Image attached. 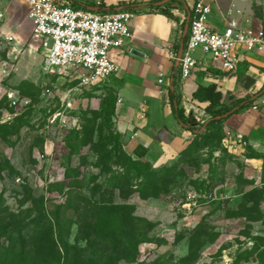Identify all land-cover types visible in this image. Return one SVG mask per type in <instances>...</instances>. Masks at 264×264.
Masks as SVG:
<instances>
[{"label": "rangeland", "instance_id": "obj_1", "mask_svg": "<svg viewBox=\"0 0 264 264\" xmlns=\"http://www.w3.org/2000/svg\"><path fill=\"white\" fill-rule=\"evenodd\" d=\"M11 1L14 9L8 10ZM21 1L0 0V9L5 12V20L0 23V230L18 222L24 227L33 219L39 220L40 212H58L74 244L86 235L81 229L86 219L84 207L90 200L83 196L93 201L106 198L115 204H135L136 216L157 223L150 233L152 242L139 246L140 262L264 264V223L248 220L264 218L261 208L259 213L252 207L257 203L262 207L264 202V155L255 154L250 147L230 150L223 139L226 131L234 128L220 121L176 163L160 168L166 175L161 181L141 182L142 176L157 177L145 164L147 160H135L128 137L132 127L118 117L114 86L110 83L94 91L75 86L71 105L61 107L62 95L76 83L71 76L45 80L44 50L38 49V42L32 38V24ZM11 22H20L22 28L20 33L19 28H10L17 36L14 43H8L7 31L3 32ZM241 81L233 82L243 85ZM219 87L224 93L215 110H226L227 116L218 120L228 117L242 102L249 109L248 104L261 96L235 91L230 83ZM12 90L18 91L17 106H10L6 99ZM179 95L184 108L183 96ZM169 102L166 98L165 103ZM57 108L65 111L55 117ZM196 110L188 114L197 115L203 123L212 118L209 112ZM74 124L79 128L72 130ZM6 125L15 132L4 138ZM256 189L259 191L253 196L248 193ZM140 192L158 197L142 198ZM17 236L22 237V232ZM185 239L188 248L192 241L193 254L188 256H183ZM81 244L86 243L81 240Z\"/></svg>", "mask_w": 264, "mask_h": 264}, {"label": "crops", "instance_id": "obj_2", "mask_svg": "<svg viewBox=\"0 0 264 264\" xmlns=\"http://www.w3.org/2000/svg\"><path fill=\"white\" fill-rule=\"evenodd\" d=\"M65 1L75 7L91 6L101 14L122 9L135 12L130 22L131 36L125 40L121 48L111 51V58L119 66L117 73L100 86L88 90H98L111 83L118 96L116 104L118 117L123 124H130L132 127L128 137L133 150L139 145L145 147L147 152L142 159L150 161L155 169L176 163L197 137L193 131L186 129L178 122L170 102L165 103V100L169 99V89L173 86L171 79L174 68L178 73L172 56L178 55L184 37L187 24L184 17L189 16L197 0H105L101 5L106 8L105 11L99 9L100 6L96 5L95 0ZM204 1L211 4L210 21L214 25L222 24L223 17H228L230 10L234 12L240 10L242 17H246L258 26H264V0ZM13 3L14 1L9 3L8 10L14 9ZM21 3L25 4L23 1ZM26 16L28 18L27 14ZM4 20L2 19L0 23ZM11 27L12 29L16 27L17 31L19 28L18 33H20L21 24L11 22L3 30V32L7 31L6 34H12L17 40V36L10 30ZM187 37L188 31L184 38V45ZM15 38L14 41H16ZM196 55L204 62L208 58L201 50H198ZM42 70L46 81L54 80V78L59 80L56 76L47 74L44 68ZM237 79L242 80L243 85L233 82ZM76 81V84L71 87L78 86ZM226 83L235 86V91L261 95L260 99H254L251 104V106L257 104V109H252L251 106L248 107L249 109H240L230 114L223 124H231L234 129L227 131L241 134L248 141L245 147L238 149L250 147L255 154L264 155V91L262 94L259 93L264 87V56L262 54H247L245 61L234 74H224L212 67H208L207 70L199 67L187 78L179 74L174 78V87L177 88L178 93L182 94L183 102L186 104L184 106L186 115L191 112V109L197 108L198 111L208 112L206 109L210 101H199L194 97L199 86L218 85L217 90L222 92L219 86ZM199 123L204 124L202 120ZM261 209L264 215V202ZM257 222L264 223V218L253 221V223ZM183 242L186 248L183 254L185 256L189 248L187 239Z\"/></svg>", "mask_w": 264, "mask_h": 264}, {"label": "built area", "instance_id": "obj_3", "mask_svg": "<svg viewBox=\"0 0 264 264\" xmlns=\"http://www.w3.org/2000/svg\"><path fill=\"white\" fill-rule=\"evenodd\" d=\"M22 1L32 24V38L38 42V49L44 50L43 68L47 74L65 80L71 76L70 80L78 81V87L91 89L117 73L119 66L111 58V51L121 48L131 36L130 22L135 16L133 10L101 14L91 6L75 7L65 0ZM104 1L95 0V3L101 6ZM211 13L210 3L197 0L189 16L184 17L188 23V37L181 55L172 56L178 62L177 74L183 78L191 76L199 67L203 70L212 67L224 74H234L247 54L260 53L264 56L263 25L258 26L242 17L240 10H230L228 17H223L222 24L214 25L210 21ZM4 17L5 13L0 9V21ZM5 39L12 43L14 36L5 34ZM198 50L208 57L205 62L196 55ZM3 73H7V69H3ZM73 90L74 87H69L64 93L61 107L71 105ZM47 92L50 90L47 89ZM7 96L10 106L18 105V91H8ZM251 107L257 109L258 105ZM64 111L57 108L53 114L58 117ZM196 119L201 121L197 116ZM63 125H66V120ZM73 128L78 129L79 125L74 124ZM226 135L223 142L230 150L248 144L241 134L226 131Z\"/></svg>", "mask_w": 264, "mask_h": 264}, {"label": "trees", "instance_id": "obj_4", "mask_svg": "<svg viewBox=\"0 0 264 264\" xmlns=\"http://www.w3.org/2000/svg\"><path fill=\"white\" fill-rule=\"evenodd\" d=\"M99 9L102 11L106 10L103 6H100ZM110 9L116 10L115 8ZM176 75L177 72L174 68L172 76L176 78ZM263 91L264 87L259 93L262 94ZM168 97L174 116L183 127L196 134L197 138L195 141L204 135L205 131H212V129L218 126L220 121H224L227 118H222L221 120L216 118L217 115L227 112L226 110H215L216 105L219 104L223 97V93L217 90L216 85L199 86L194 93V97L199 101H210L207 110L212 115V118L204 124H200L194 114H185V109L181 106V96L177 92V88L174 87V81L173 88L169 89ZM6 99L10 105L8 96H6ZM247 101H250V98ZM252 103L253 101L248 105ZM1 104H3V99L0 100ZM246 105L243 102L240 103V106L233 113L245 108ZM5 128V132L3 133L4 138L7 137V134L15 132L13 130L12 132V127L8 125ZM76 129L72 128V130ZM195 141L186 150L191 149ZM146 152L147 149L139 145L134 150L135 160L141 161ZM145 164L151 170L153 177L157 178L142 176L141 182L146 179L159 182L166 176L165 174H161L162 170L160 168L155 169L150 161H146ZM136 186L135 189L139 187L138 184ZM100 188L102 190L103 185ZM100 190H97V193ZM137 191L139 192V190H135V192ZM256 191L259 190H250L248 193L253 196ZM68 194L70 195L71 202H74L75 199L70 187ZM140 196L142 198L158 197V194L140 192ZM83 197V199L90 201L84 207L86 219L81 233H86V235L82 239L76 240L74 244L70 242L69 237L71 234L67 232L66 223L61 217V213L57 212L50 215L46 211L40 212L41 217L39 220L33 219L31 223L24 227L21 226L22 222H18L5 225L0 230V264H146L138 260L140 254L139 246L142 243L152 242L153 238L150 236V233L157 226V223L136 216L134 214L136 210L135 204H115L109 202L106 198H101L100 201H93L92 198ZM57 207L63 208L61 205ZM252 207L261 213L260 203H257L256 206L253 204ZM75 208L77 211L80 210L78 206H75ZM11 219H14V217ZM257 219L254 217L248 220L256 221ZM72 221H70L71 225L75 223L73 219ZM69 229H71V226ZM18 232H22L23 236H17ZM30 233H34L32 238L26 240ZM81 240H84L86 244L82 245ZM191 242L189 241V251L185 256L193 254ZM256 247H258V244H254V248ZM200 249L199 247L196 253Z\"/></svg>", "mask_w": 264, "mask_h": 264}, {"label": "water", "instance_id": "obj_5", "mask_svg": "<svg viewBox=\"0 0 264 264\" xmlns=\"http://www.w3.org/2000/svg\"><path fill=\"white\" fill-rule=\"evenodd\" d=\"M187 31H188V23H187L186 26H185L184 37H183V40H182L181 45H180V49H179L178 56H180L181 53H182V51H183V47H184V38H185V36H186V34H187ZM176 65H178V62H176ZM171 80H172V82H173V81H174V77H172ZM171 88H173V86H172ZM224 116H227V114H223V115L217 116L216 118L219 119V118L224 117Z\"/></svg>", "mask_w": 264, "mask_h": 264}]
</instances>
